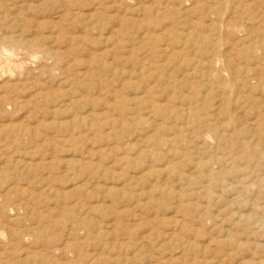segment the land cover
<instances>
[{
	"label": "rangeland",
	"instance_id": "1",
	"mask_svg": "<svg viewBox=\"0 0 264 264\" xmlns=\"http://www.w3.org/2000/svg\"><path fill=\"white\" fill-rule=\"evenodd\" d=\"M223 1L0 0V264H264V0Z\"/></svg>",
	"mask_w": 264,
	"mask_h": 264
},
{
	"label": "bare ground",
	"instance_id": "2",
	"mask_svg": "<svg viewBox=\"0 0 264 264\" xmlns=\"http://www.w3.org/2000/svg\"><path fill=\"white\" fill-rule=\"evenodd\" d=\"M195 1V0H194ZM222 2H224L223 0H222ZM250 2V1H249ZM198 4V3H197ZM3 6V5H2ZM211 6V5H210ZM216 9V8H215ZM157 10V9H156ZM220 12V11H219ZM244 12V11H243ZM212 13V12H211ZM155 14V13H154ZM11 17H13V16H11ZM234 21V20H233ZM119 22V21H118ZM124 22V21H123ZM229 22V21H228ZM231 22V21H230ZM19 23V22H18ZM118 24V23H117ZM193 26H194V24H193ZM223 27V26H222ZM257 27V26H256ZM111 28V27H110ZM192 30H194V29H192ZM212 31V30H211ZM193 32V31H192ZM224 33V32H223ZM182 34V33H181ZM222 34V33H221ZM199 35V34H198ZM246 35V34H245ZM143 36V35H142ZM146 40V39H145ZM203 40V42H204V39H202ZM2 41V40H1ZM20 41V40H19ZM19 41H16V40H14V43H17V45L20 43ZM10 42V41H9ZM23 42V41H22ZM141 42H142V40H141ZM206 42H208V41H206ZM195 43V42H194ZM21 44H23V43H21ZM17 45H16V47H17ZM29 45V44H28ZM13 46V45H12ZM23 46V45H22ZM24 46H26V44L24 45ZM30 47H32V46H30ZM231 47V46H230ZM30 49V48H29ZM162 49V48H161ZM18 50H20V49H18ZM159 51V50H158ZM165 52V51H164ZM163 52V53H164ZM252 52V51H251ZM35 53V52H34ZM157 53V52H156ZM170 55V54H169ZM165 56V55H164ZM167 57V56H166ZM193 57V56H192ZM168 58V57H167ZM166 62H167V60L166 59H164ZM179 60V59H178ZM3 62V61H2ZM1 65V64H0ZM144 65V64H143ZM6 67V66H5ZM30 67V66H29ZM34 67V66H33ZM43 67V66H42ZM44 68V67H43ZM64 69V68H63ZM193 69V68H192ZM199 69V68H198ZM38 72V71H37ZM12 73V72H11ZM104 73V72H103ZM20 74V73H19ZM29 74V73H28ZM205 74V73H204ZM30 75V74H29ZM235 75V74H234ZM136 76V75H135ZM183 76V75H182ZM207 77V76H206ZM212 77V76H211ZM30 78V77H29ZM214 79V78H213ZM27 80V79H26ZM188 81V80H187ZM208 81V80H207ZM251 81V80H250ZM209 83V82H208ZM12 84V83H11ZM189 85V84H188ZM191 87V86H190ZM231 92V91H230ZM194 93V92H193ZM29 100V99H28ZM154 106V105H153ZM152 106V107H153ZM152 107H150L151 109H152ZM218 109V108H217ZM154 110V109H153ZM152 110V111H153ZM188 110V109H187ZM150 111V110H149ZM152 111H150L151 113H153ZM187 113V112H186ZM228 113V112H227ZM178 116H182V114H177ZM176 115V116H177ZM186 115H188V114H186ZM170 116V115H169ZM189 116V115H188ZM187 116V117H188ZM136 120V119H135ZM196 122V121H195ZM231 123V122H230ZM182 124V123H181ZM246 126H247V124H246ZM235 127V126H234ZM250 130V128H246V130L244 131V132H248ZM257 131V130H256ZM34 135H35V133H34ZM238 135V134H237ZM220 138H222V135H220L219 136ZM226 139V138H225ZM214 140V139H213ZM163 141L162 140H159L158 141V143H162ZM183 142V141H182ZM187 142V141H186ZM163 144V143H162ZM167 144H169V143H167ZM241 145V144H240ZM171 146V145H170ZM170 146H168V147H170ZM171 148H172V146H171ZM245 148V147H244ZM170 149V148H169ZM212 150V149H211ZM9 152V151H8ZM257 152V151H256ZM229 154V153H228ZM246 155V154H245ZM15 159V158H14ZM4 163V162H3ZM28 163H30V162H28ZM196 163V162H195ZM203 164V163H202ZM215 164V163H214ZM168 166V165H167ZM174 166V165H173ZM198 167H199V165H198ZM24 168V167H23ZM27 168V167H26ZM195 168V167H194ZM32 169V168H31ZM206 172V171H205ZM209 176V175H208ZM15 180V179H14ZM185 180V179H184ZM11 186V185H10ZM8 190V189H7ZM240 191V190H239ZM31 194V193H30ZM4 203V202H3ZM24 203V202H23ZM5 204V203H4ZM253 205V204H252ZM5 209H6V207H5ZM7 212V211H6ZM85 214V213H84ZM74 219V218H73ZM263 222V221H262ZM228 233V232H227ZM230 233V232H229ZM67 234V233H66ZM13 235H14V233H13ZM16 235V234H15ZM227 235V234H226ZM229 235V234H228ZM17 236V235H16ZM66 236V235H65ZM68 236V235H67ZM232 236V235H231ZM65 238V237H64ZM228 239H230V238H228ZM228 239H227V241H228ZM232 239V238H231ZM234 239V238H233ZM234 240H236V239H234ZM225 241H226V239H225ZM230 242V241H229ZM231 242H233V240L231 241ZM227 243V242H226ZM234 243H235V241H234ZM62 244H63V246H67L68 247V245H69V241H68V239H64L63 241H62ZM231 245V243H228V245ZM236 244V243H235ZM229 245V246H230ZM225 246H226V244H225ZM236 247H237V244H236ZM213 258H215V260H216V257H214L213 256ZM214 260V259H213ZM217 261V260H216ZM246 261V260H245ZM220 264V263H219Z\"/></svg>",
	"mask_w": 264,
	"mask_h": 264
}]
</instances>
